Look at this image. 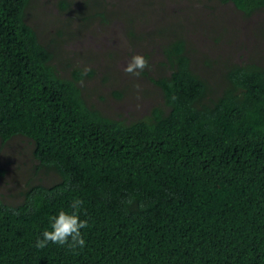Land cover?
Returning <instances> with one entry per match:
<instances>
[{
	"label": "trees",
	"instance_id": "16d2710c",
	"mask_svg": "<svg viewBox=\"0 0 264 264\" xmlns=\"http://www.w3.org/2000/svg\"><path fill=\"white\" fill-rule=\"evenodd\" d=\"M30 1L0 0V140L32 141L36 173L55 177L28 182L17 205L0 200V264H264V66L230 63L213 87L178 35L161 47L163 105L127 124L88 104L80 71L58 74ZM218 1L245 19L264 12V0ZM211 3L190 20L217 42ZM75 198L86 246L37 248Z\"/></svg>",
	"mask_w": 264,
	"mask_h": 264
},
{
	"label": "rangeland",
	"instance_id": "374dc122",
	"mask_svg": "<svg viewBox=\"0 0 264 264\" xmlns=\"http://www.w3.org/2000/svg\"><path fill=\"white\" fill-rule=\"evenodd\" d=\"M63 1L68 3L67 9L62 0H31L26 21L52 52L58 74L77 80L80 71L84 78L77 83L88 104L127 124L147 118L154 107L163 105L161 89L154 83L163 73L158 65L164 59L161 47L178 35L190 41L194 67L213 87L222 86L230 63L246 65L254 58L264 66V12L245 19L232 4L212 0L219 17L218 33L224 32L215 42L200 28L203 24L190 20L204 17L202 23L213 12L205 8L207 0ZM180 20L185 34L178 29ZM136 54L149 62L139 77L123 71ZM33 148L32 141L21 136L7 144L0 140V171H4L0 200L9 205L23 200L31 180L55 177L53 171L36 173Z\"/></svg>",
	"mask_w": 264,
	"mask_h": 264
},
{
	"label": "clouds",
	"instance_id": "9594fccd",
	"mask_svg": "<svg viewBox=\"0 0 264 264\" xmlns=\"http://www.w3.org/2000/svg\"><path fill=\"white\" fill-rule=\"evenodd\" d=\"M148 67V60L143 55L136 54L124 66L123 71L127 75L139 77ZM87 71L90 69H85V72ZM83 203L81 199L75 198L70 205L72 209L70 213L61 210L57 215L51 217V231L45 230L42 233V239H37L36 247L43 249L52 243L61 247L66 245L73 252L77 248L83 249L86 246V241L81 230L89 227L87 220L80 219Z\"/></svg>",
	"mask_w": 264,
	"mask_h": 264
}]
</instances>
